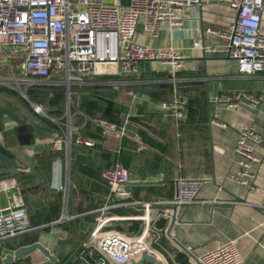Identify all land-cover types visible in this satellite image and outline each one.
Returning <instances> with one entry per match:
<instances>
[{
    "label": "crops",
    "instance_id": "0c3cea01",
    "mask_svg": "<svg viewBox=\"0 0 264 264\" xmlns=\"http://www.w3.org/2000/svg\"><path fill=\"white\" fill-rule=\"evenodd\" d=\"M180 15L179 26H162L155 37L147 34L141 19L135 39L151 47L172 45L185 55L187 68L178 73L179 91L190 100L193 113L182 120L161 107L162 102L173 99L174 91L163 67L156 62L145 63L138 75L96 76L93 83L73 89L82 91L97 85L98 91H115L116 99L127 106L121 122L115 123L125 125L129 134L109 132L95 138L86 132H97L96 126L79 131L75 128L72 143L64 142L60 147L52 142L62 131L57 123L47 122L29 104L4 96L13 89L0 88V104L14 109L24 121L19 124L0 112V124L4 126L0 149L16 158L23 171L12 175V165L0 162V210L23 205L29 222L37 226L27 234L0 243V264L17 246L35 241L55 255L58 264H75L79 252L92 242L90 233L96 226V209L115 201L109 196L101 171L117 157L127 160L131 172L130 199L140 203L107 210L104 215L110 219L105 228L138 234L145 221L146 226L150 225L153 245L165 253L170 264H197L168 236L159 240V233L152 229L153 225L163 229L168 224L170 216L161 215L169 209H161L160 205H171L167 202L177 196L179 178H197L203 181L198 198L205 202L178 206L172 234L198 259L205 251L232 240L242 255L240 264H264V160L252 166L253 189L235 180L240 171L235 154L238 130L254 125L264 141V71L241 74L236 60L220 54L205 55L200 47L203 43L216 45L227 41L208 30L226 27L233 21L234 13L226 4L202 0L201 5L186 7ZM45 88L41 91L53 90L51 86ZM242 93L258 97L260 102L252 105L242 100L237 107L230 108L223 102L211 101L217 96L233 98ZM65 108L66 103L63 112ZM71 109L74 124L84 120L87 123L88 116L73 102ZM215 114L228 126L211 123V115ZM21 125L30 129L28 139L20 137ZM63 129L67 130V126ZM78 134L94 138L95 145L76 143L74 138ZM34 144L41 147L34 150ZM27 156L32 157V167ZM214 199L223 202L215 203ZM233 200L239 203H232ZM64 213L70 217L53 223ZM34 237L36 240L26 241ZM43 259L39 249L24 258L25 264Z\"/></svg>",
    "mask_w": 264,
    "mask_h": 264
},
{
    "label": "built area",
    "instance_id": "2783aa9c",
    "mask_svg": "<svg viewBox=\"0 0 264 264\" xmlns=\"http://www.w3.org/2000/svg\"><path fill=\"white\" fill-rule=\"evenodd\" d=\"M214 1L226 4L233 11L234 19L226 27L208 29L227 41L216 45L203 43L200 47L204 54H220L236 60L241 74L264 71V0ZM201 3L202 0H0V88L21 93L34 113L57 123L62 131L52 142L60 147L64 142L70 145L73 129L79 131L86 121L76 124L73 121L71 93L75 87L93 83L95 77L101 75H138L145 63L156 62L163 67L174 91L173 99L162 102L161 107L169 110L175 119L182 120L187 114V99L180 94L178 73L187 68L185 55L172 45L151 47L143 44L135 39V35L141 19L147 34L155 37L162 26H179L182 23L180 14L186 7ZM7 47H14L18 54L13 57V62L5 61V55L11 56ZM45 86L63 89L66 108L61 116L52 115L43 102L31 97L30 91H41ZM242 100L252 105L260 102L258 97L248 93L233 98H211V101L223 102L230 108L237 107ZM97 122L102 126L103 134H129L125 125L118 126L102 119ZM210 122L228 126L217 114L211 115ZM65 125L67 130L63 129ZM74 141L86 146L96 143L94 138L82 134ZM235 154L240 165L235 180L253 189L255 172L252 166L264 160V141L254 125L238 130ZM101 176L108 186L110 198L115 201L96 209V226L90 233L92 242L79 252L75 264H129L144 251L152 253L162 264H170L165 253L153 245L149 223L138 234L105 228L110 219L104 215L107 210L140 201L130 199L131 172L121 160L102 169ZM159 180H163L161 175ZM202 185L201 179L180 177L178 194L167 203L185 206L205 202L198 198ZM69 217L64 213L53 223ZM35 228L37 226H32L28 220L25 206L0 210V243ZM199 260L202 264H240L242 255L234 241L229 240L205 251Z\"/></svg>",
    "mask_w": 264,
    "mask_h": 264
},
{
    "label": "trees",
    "instance_id": "16d2710c",
    "mask_svg": "<svg viewBox=\"0 0 264 264\" xmlns=\"http://www.w3.org/2000/svg\"><path fill=\"white\" fill-rule=\"evenodd\" d=\"M52 91H30V95L34 100L43 102L46 107L50 110L52 115H60L63 113L64 103H65V93L60 86L52 87ZM98 86L90 85L89 87H84L82 91H73L71 93V99L74 105L81 109L87 116V123L83 126L84 130H88L91 127L96 126L97 132H86L91 135V137L100 138L103 134V129L100 125L94 124L98 119L106 120L109 122L120 123L123 119L124 115L127 112V106L116 99L115 91H98L96 90ZM7 89V88H5ZM37 89V88H34ZM46 89V88H45ZM12 93H16L15 91H11ZM28 104V103H27ZM191 108L190 100L187 101V116H191L193 110ZM45 118L44 116H41ZM137 118V117H136ZM46 121L52 124L53 122L48 118ZM30 129L21 125L20 127V137L22 139H28L30 137ZM140 133L144 136L143 131L140 130ZM145 138V136H144ZM122 163L127 167L128 162L125 158H118ZM116 159V160H117ZM31 224V223H30ZM32 225V224H31ZM33 226V225H32ZM36 240V237L32 239H26V241Z\"/></svg>",
    "mask_w": 264,
    "mask_h": 264
},
{
    "label": "water",
    "instance_id": "95a60500",
    "mask_svg": "<svg viewBox=\"0 0 264 264\" xmlns=\"http://www.w3.org/2000/svg\"><path fill=\"white\" fill-rule=\"evenodd\" d=\"M0 112L7 115L10 119L16 121L17 123H23V119L19 117L17 112L9 108L7 106L1 105L0 104ZM0 134L3 136L4 135V126L0 124ZM41 147V144H34L33 149L36 150ZM28 148V147H27ZM27 159L30 161V166L32 167L33 162H32V157L27 156ZM0 162H6L10 163L12 165V175L16 173H23L18 167V161L14 157H9L5 152H3L0 149ZM34 171V169L32 168ZM7 176V175H6ZM145 207V206H143ZM152 207V205H150ZM161 209H169L165 214L166 215H161L163 217H168L170 216V220L166 227L163 229H158L155 227V225L152 226V229L157 231L159 233V240H161L164 235L168 236L176 245H178L184 252L188 253L191 257L194 258V261L197 264H202L201 261L196 257V255L188 249L186 245H184L179 239H177L173 234H172V229L177 221V215L176 211L178 209L177 205H160ZM172 210V212L170 211ZM146 223H142V228L144 227ZM159 240L157 243L160 245ZM94 246L96 247L97 244L94 243ZM36 249H39L43 255L45 256V259L42 261H39L34 264H58V258L53 255L42 243L39 241H35L32 243L24 244V245H19L17 246L11 253H8L3 259L2 262L3 264H25L24 258L29 257V255ZM129 264H162L159 260L156 259V257L149 252H142L139 257L137 258H132L129 262Z\"/></svg>",
    "mask_w": 264,
    "mask_h": 264
},
{
    "label": "rangeland",
    "instance_id": "374dc122",
    "mask_svg": "<svg viewBox=\"0 0 264 264\" xmlns=\"http://www.w3.org/2000/svg\"><path fill=\"white\" fill-rule=\"evenodd\" d=\"M7 49L11 50V56H6L5 55V59H6L5 61L13 62V60H14L13 57H16L18 54L15 53L16 50H15L14 47L13 48L7 47ZM4 96L7 97V98H10V99H14L16 101H20V102H22L25 105L27 103L26 100L22 97L21 93H18V92L16 94H12L11 92H9L7 94H4ZM2 120H3V115L0 113V121H2Z\"/></svg>",
    "mask_w": 264,
    "mask_h": 264
}]
</instances>
